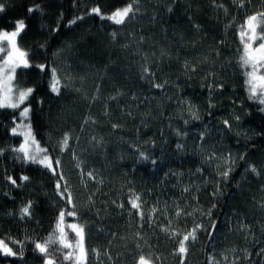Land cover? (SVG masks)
<instances>
[{
	"label": "trees",
	"instance_id": "16d2710c",
	"mask_svg": "<svg viewBox=\"0 0 264 264\" xmlns=\"http://www.w3.org/2000/svg\"><path fill=\"white\" fill-rule=\"evenodd\" d=\"M2 2L0 30L26 25L18 43L33 67L17 70L14 87L35 89L26 101L32 132L60 160L77 211L65 222L84 224L87 264H136L141 254L154 264H180L181 237L161 229L185 234L196 224L203 228L184 264H210V257L264 264L257 255L264 247V105L249 98L237 35L248 15L264 11V0H140L124 25L91 8L107 16L129 0ZM51 68L67 85L59 95L49 89ZM18 113L0 109V239L22 242L23 257L0 253V264H44L34 242L52 234L65 201L55 176L14 151L23 142L12 133ZM65 133L71 139L61 151ZM228 167L225 180L220 173ZM133 193L141 196L142 220L130 208ZM28 203L31 215L22 217ZM57 248H49L56 264H73L61 259L69 250Z\"/></svg>",
	"mask_w": 264,
	"mask_h": 264
},
{
	"label": "snow or ice",
	"instance_id": "6c2138e0",
	"mask_svg": "<svg viewBox=\"0 0 264 264\" xmlns=\"http://www.w3.org/2000/svg\"><path fill=\"white\" fill-rule=\"evenodd\" d=\"M140 0H129L126 6H122L114 10L111 14L105 15L99 6L91 8V13L99 16L101 19H107L112 21L116 25H124L128 19H134L139 12ZM243 7V4L240 5ZM171 10V9H169ZM4 11V3L0 0V12ZM29 12L34 11V9L29 8ZM82 19V17H77L76 20ZM73 20L71 23H76ZM26 25L23 20H19L14 24L13 31L0 30V109L10 108L19 109L18 116L21 119V123L16 124L12 128V133L14 135H20L23 137V142L14 151L16 153L22 154L18 158L24 160L28 163H34L47 169L53 176H55L56 183L55 187L58 195L61 199L65 201V207L62 208L57 216L55 228L44 242H34L35 250H38L45 259L44 264H56V258L53 253L49 252V248L53 244L59 245L56 251H62L68 249L69 251L63 252L61 256L62 260L72 261L73 264H87L88 252L85 248V226L84 224L73 222L66 224V215L69 217L76 218L77 211L76 205L73 202L72 192L68 190L67 181L64 179L63 173L59 171L60 160L57 158L55 161L53 157L49 154L48 149L41 147L39 142L35 139L31 129V106L26 105L25 102L35 91L32 87L19 88L13 85V81L16 78L17 69H28L33 67L28 59V52L24 50L18 43V37L24 31ZM238 39L241 44L239 65L242 73L245 77V84L249 93V98L258 100L259 104L264 105V11L256 12L248 15L244 22L238 28ZM116 33L113 32V38H115ZM40 71H44L48 68V65L40 64L36 65ZM194 71V69H193ZM144 73L146 75H154L150 72V69L145 67ZM67 87L66 84H62L61 77L57 73L56 68H51V79L49 83V89L52 93L56 95L60 94L61 87ZM153 87L161 88V84H153ZM222 87V86H221ZM115 99V97H113ZM24 105V107H21ZM264 111V108L261 109ZM193 118L198 117L193 113ZM239 119V117H237ZM87 122V121H85ZM94 122V121H93ZM227 127H231L229 122L225 120L223 122ZM113 127H118V125H113ZM177 135H180L178 132ZM71 139L70 134L65 133L63 139L58 143V147L61 151H66L69 147V141ZM95 139V138H93ZM99 143V142H98ZM177 148H182V145H177ZM2 151V150H0ZM140 157L143 160H148L149 157L141 152ZM243 159V157H241ZM155 164L156 161H151ZM77 168H80V164H77ZM253 173L258 174L257 169L252 166L250 169ZM231 167L223 170L220 175L223 179H227L231 173ZM87 176L90 179L95 180L96 177L93 172L89 171ZM22 179L27 180L28 177L25 176ZM15 184L16 181L12 180ZM187 191V189H185ZM215 194V193H214ZM130 208L136 211V214L142 220L144 218V211L142 208L141 196L139 194L133 193L129 198ZM123 209L124 205H118ZM31 203H28L21 209V216H30ZM156 209H153L155 212ZM182 214V210L176 212L177 216ZM152 217L150 215L149 220ZM215 224L212 225V230H215ZM203 228L202 225L196 224L191 230L185 234L178 233L176 231H169V228L164 227L161 230L168 233L169 237L175 239L177 236L181 238L177 241V247L175 249V254L180 257V264H184V261L188 254V243L189 241L195 242L197 239V232ZM66 229L71 230L75 234V242L68 239V232ZM213 231H209V239L213 236ZM8 240V243L5 242ZM9 243L13 246L16 244H21L19 251H14L13 247H9ZM95 251V250H94ZM0 253L4 256L10 257H23V247L22 242L13 241L10 238L0 239ZM257 255H264V247L260 249ZM228 257L225 256L224 260ZM250 259V257H249ZM136 264H154V262L145 255L141 254L136 260ZM210 264H220L216 261L214 257H210Z\"/></svg>",
	"mask_w": 264,
	"mask_h": 264
},
{
	"label": "rangeland",
	"instance_id": "374dc122",
	"mask_svg": "<svg viewBox=\"0 0 264 264\" xmlns=\"http://www.w3.org/2000/svg\"><path fill=\"white\" fill-rule=\"evenodd\" d=\"M18 70V69H17ZM13 85H14V81H13ZM25 104H26V102H25ZM27 105V104H26ZM21 107H24V105H22ZM22 121H21V119L18 121V124L19 123H21ZM32 129V128H31ZM34 135V134H33ZM35 139H36V137H35ZM37 140V139H36ZM38 141V140H37ZM41 146V145H40ZM42 147V146H41Z\"/></svg>",
	"mask_w": 264,
	"mask_h": 264
}]
</instances>
